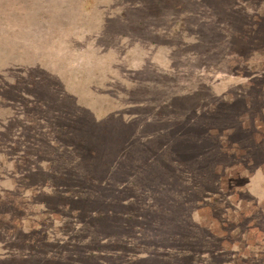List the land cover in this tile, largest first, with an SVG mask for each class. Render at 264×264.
Wrapping results in <instances>:
<instances>
[{
    "label": "rangeland",
    "instance_id": "obj_1",
    "mask_svg": "<svg viewBox=\"0 0 264 264\" xmlns=\"http://www.w3.org/2000/svg\"><path fill=\"white\" fill-rule=\"evenodd\" d=\"M208 1L0 0V264H138L177 245L264 261V0L233 15L257 25L244 48ZM83 112L137 138L135 160L93 153L98 135L72 130ZM176 133L182 163L158 153ZM44 135L61 150L37 153Z\"/></svg>",
    "mask_w": 264,
    "mask_h": 264
},
{
    "label": "trees",
    "instance_id": "obj_2",
    "mask_svg": "<svg viewBox=\"0 0 264 264\" xmlns=\"http://www.w3.org/2000/svg\"><path fill=\"white\" fill-rule=\"evenodd\" d=\"M241 1L242 0H209L208 4L210 5V9L214 15V16H212L214 18L213 20H215V21L219 20V21H217L218 23L225 22V24H226L225 32L226 33H229V32L232 33L231 35H229L230 37L228 39H230V40L228 42L229 43L233 42L234 45L240 46L241 48H244V47H249V45H247L246 43H248V44L251 42L253 43V38H254L253 35H257L256 33H254V30L257 29V25L255 26L256 29H254L252 31L251 30L252 27H249L250 25L249 26H247V24H245V26L240 25L237 18L235 16H233V15L240 13V11L241 12L244 11L243 9H238L239 4H242ZM258 1H260V0H258ZM198 2L202 3V0H198ZM166 6H167V8H169L171 6V7H174L175 9L184 7L183 6V0H160L158 6H156V7L159 9H165ZM159 9H157V10H159ZM219 11L228 13L226 18L223 17V14L220 15ZM203 20H206V18ZM210 41H212V40H210ZM51 99H55V98L53 96H51ZM53 107H54L55 114H58L61 111L60 108H56L55 106H53ZM63 114H65V110L63 111ZM79 114L77 115L78 118L75 120L76 124L72 125V130H74L77 133V130L82 129L83 133L86 136H87V132L92 137H95L96 135H98V136H96V138H99L101 140V148H99L98 146H95L94 150L92 151L93 153H95L97 155V154H100L102 152L103 155H105V154H109V153L114 152V151L117 152L118 148L120 149L121 146H124L126 148V155L130 156L128 158L132 161L135 160V158H133V156H132V152L133 151L135 152L137 150V144L135 141V139H137V138H135V139L133 137L129 138V136H127V135H126V138H122V136H119V137L116 136L115 135L116 133L114 134V130H111V125H112L111 117L105 116L104 119L108 120V122H109L107 125L105 123L106 121L104 119L100 121V120H96V118H94V117H93L94 119L91 118V121H89V123L86 122L85 120L81 121V115L84 116L85 113L83 112V114H80V115ZM78 121H79V124L77 123ZM69 123H71V121H69ZM116 123L121 128H124L120 124L119 121H116ZM132 124H133V121H127L126 122V128H129L130 126H132ZM77 126H79V127H77ZM62 127L64 129H67V127H68L67 123L64 122ZM178 135L179 134H177V133L174 135L168 134L167 135V136H169L167 138L168 141L165 144H163V146L158 145V148H161L158 150V151H160L158 153L161 155L167 156L168 159L170 156H173L174 160L178 159V162L181 161V163H182L183 162L182 157L185 156V155H183L184 154L183 152H186V150H181V149H183V147H182V144H179L180 140H179ZM71 137H73V136H71ZM159 137H160V135L157 138L159 139ZM87 138H89V137L87 136ZM118 138L122 141V143L117 146L114 143V139H118ZM157 138H156V140H157ZM162 138L163 137H161V139ZM39 139H41L40 143L43 140V141H45V144H44L43 148L36 149V150H38L37 153H41L42 150H47L48 147H50L51 149L55 148V149L61 150L60 146L56 144L59 142L53 141L52 139L48 138V136L46 137L44 135L42 138H40V136H39ZM39 139H38V142H39ZM150 140L151 139H148L146 141L149 142ZM183 146L185 147L184 144H183ZM35 147H37V146H35ZM90 147H92V146H90ZM141 153H143V152H139L137 154H141ZM192 153H193V151L190 153V156H192ZM100 156L102 157V155H100ZM185 159H186V157H185ZM65 162L68 163L67 160L63 161V163H65ZM170 164H171V162H170ZM71 174L72 173L69 174L68 172H66V173H64V175H63V173H61V175H59L58 179L60 181L59 180L58 181L60 184H58L57 190L50 194V196L52 198H57L56 196L62 195L61 191H62V188H64L65 182L73 183L74 179H72L71 177L74 175H71ZM79 174H80V172H79ZM152 177H154V175ZM46 195H47V193H46ZM81 196H82L81 193L78 194V196L76 194H73V195H71L70 199L73 200L77 197L79 199V197H80V199L82 200V203L83 202L87 203V202L91 201L89 196H86V195L82 196V197ZM98 217H99V215H97V218ZM128 220H129V217H126V225L128 223ZM159 225L162 228V230H160V235L163 232L162 235H164L165 240H171L170 229L172 228L173 225L172 224H168L167 226H163L162 224H159ZM157 229L158 228L156 227L155 231ZM164 231H165V233H164ZM172 234H173V236H172L173 239L179 240V238H178L179 236L175 237L176 234L175 233H172ZM201 248H202L201 245L197 246L195 249L191 245H189L187 247H184V246L181 247L180 245H177L173 249V251H170L171 249H169L168 251H166V253H164V255H156V254L150 252V255L148 253V255L144 256L143 258L136 257L134 260L136 262H138V264H200L199 261L201 260L200 259L202 257L201 255H203L202 252H199V250ZM218 252H221V253L219 255L217 253L210 254L208 256L209 262H207L206 264H211V263L212 264H223V262H221V260H219V263L217 261H214V262L212 261V259L216 260L215 257H217V256L222 257L224 255V253L222 254V250H220ZM225 257H226V255H225ZM92 258H95V257L90 256L89 261L93 262L96 260V259L92 260ZM240 258H241V256H240ZM246 258H247V260H246L247 262H240V264H264L263 260H259L260 259L259 256H256V257L253 256V258H251L249 256ZM241 259L244 260L243 258H241ZM162 260H165V261L163 262ZM225 261H226V264L231 263L230 259L225 260ZM248 261H250V262L248 263Z\"/></svg>",
    "mask_w": 264,
    "mask_h": 264
}]
</instances>
